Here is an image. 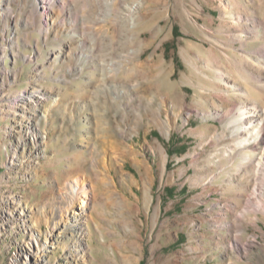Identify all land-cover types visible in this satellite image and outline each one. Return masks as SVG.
I'll list each match as a JSON object with an SVG mask.
<instances>
[{
    "label": "rangeland",
    "instance_id": "obj_1",
    "mask_svg": "<svg viewBox=\"0 0 264 264\" xmlns=\"http://www.w3.org/2000/svg\"><path fill=\"white\" fill-rule=\"evenodd\" d=\"M226 4L0 0V264H264V140L230 152L264 0ZM74 180L81 229L50 239Z\"/></svg>",
    "mask_w": 264,
    "mask_h": 264
},
{
    "label": "bare ground",
    "instance_id": "obj_2",
    "mask_svg": "<svg viewBox=\"0 0 264 264\" xmlns=\"http://www.w3.org/2000/svg\"><path fill=\"white\" fill-rule=\"evenodd\" d=\"M41 1L46 3L47 0ZM228 5L229 0H227V4L225 5V14L228 13ZM134 8L135 5H132L129 8V11L132 12ZM233 16V20L237 24L242 22V18L238 14L234 13ZM56 18L57 17L52 18V21L54 22ZM133 21V19H129L130 24H132ZM75 23L76 22L74 18H71L69 16L66 21L63 20V26H74ZM238 37L243 39V36ZM235 62L239 66L252 68L253 71H250V74L257 75L258 78L264 75V59L262 57H256L254 61L248 57H245L244 60L236 59ZM224 77L225 76L220 73V78L222 80L224 79ZM260 82L261 80H257V83ZM231 92L235 93V95H239V93H242V90L234 85ZM258 93H262L264 95V83H260L259 86L255 87V90H253V92L245 93L247 94V96H249L250 101H256L259 104L257 103L248 105L244 103L237 108L238 117L234 119L233 123L240 124L239 128L235 130L236 135L239 136L240 139L235 140L233 148H230L231 153L235 152V150L242 152L243 150L245 151L247 149H251L252 153L254 154L255 151H257V145L261 142V140H264V98H259L260 95L258 97ZM23 99L26 101H40L43 99V95L32 94V96L24 97ZM246 156H248V158L254 156L255 158V167L252 173L248 174L250 175L251 179H255L260 171V167H263L264 165V147L260 149L259 153L257 154L255 153L254 155H252L251 153H248L246 154ZM254 191H256V187H254ZM80 195H82V199L86 198L84 184L74 180L72 183H70V185H68V190L62 194L61 205L58 207L57 213L55 215V221L53 222V225L47 234L48 238L54 239L55 237H58L57 233H61L65 229H81L80 219L78 218H80L81 216H85V214L81 212V209L84 208V205L86 203L84 202V200H82L81 205L77 204V199ZM75 209L79 211V213H75L76 216L73 212V210ZM28 252H30L31 254L33 252V249L29 247ZM32 255H35V257H40V255H43V251H34V254H31V256Z\"/></svg>",
    "mask_w": 264,
    "mask_h": 264
}]
</instances>
